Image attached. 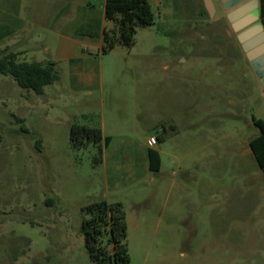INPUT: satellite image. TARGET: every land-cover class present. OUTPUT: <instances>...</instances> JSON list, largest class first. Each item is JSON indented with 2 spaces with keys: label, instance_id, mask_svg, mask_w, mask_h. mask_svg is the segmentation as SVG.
<instances>
[{
  "label": "rangeland",
  "instance_id": "1",
  "mask_svg": "<svg viewBox=\"0 0 264 264\" xmlns=\"http://www.w3.org/2000/svg\"><path fill=\"white\" fill-rule=\"evenodd\" d=\"M147 1L155 21L137 30L131 48H87L90 60L59 61L60 80L46 94L0 73V264H94L82 207L114 186L125 200L152 194L126 209L130 264H264V174L249 146L259 134L254 119L264 118V86L222 1L211 0L213 12L204 0ZM66 3L0 0V51L27 37L33 52L57 58L48 43ZM104 4L68 1V32H96ZM133 79L141 81L137 101ZM103 118L118 141L144 143L154 125L164 129L162 180L148 188L136 181L139 145L111 148L96 166L97 145L71 144L73 124L100 127Z\"/></svg>",
  "mask_w": 264,
  "mask_h": 264
},
{
  "label": "trees",
  "instance_id": "2",
  "mask_svg": "<svg viewBox=\"0 0 264 264\" xmlns=\"http://www.w3.org/2000/svg\"><path fill=\"white\" fill-rule=\"evenodd\" d=\"M260 9L264 24V0H260ZM105 19L113 26L105 28L102 33L101 53H109L117 45L131 48L135 43L137 30L153 24L155 14L147 0H106ZM18 56L19 53L12 50L0 51V73L14 78L20 87L43 94L47 85L60 80L55 62L19 61ZM17 120L24 122L22 118ZM254 124L259 129V134L250 139L249 146L264 174V118L254 119ZM23 132L29 131L23 127ZM69 136L71 144L78 149L91 143L97 145L92 162L96 166L103 163L104 150L110 144L111 137H105L100 127L73 124ZM158 141H162V138L159 137ZM148 155L150 170L159 172V152L149 149ZM82 211L86 215L82 221V233L91 261L94 264H130L124 204L99 199L83 206Z\"/></svg>",
  "mask_w": 264,
  "mask_h": 264
},
{
  "label": "crops",
  "instance_id": "3",
  "mask_svg": "<svg viewBox=\"0 0 264 264\" xmlns=\"http://www.w3.org/2000/svg\"><path fill=\"white\" fill-rule=\"evenodd\" d=\"M64 1H66L68 3V1H72V0H64ZM105 2H106V0H105ZM66 4L64 5V8L58 12V14L56 16V20L54 21V26H52V29L56 30L54 32V37H53L54 42L52 40H50L48 43V44H50V46H51V44L52 45L54 44L53 46L56 49V53H57L58 57L50 59V60H45L44 58H42V56H40L41 54H38V53L33 52L31 50L30 40L26 37V38H22V40H19V42H17V41L14 42L13 46H11V45L7 46V47H10L12 49V51L14 50L15 52L19 53V56H18L19 61H27V62L36 61V62H40V63H47L49 61H53L56 63V66H57V64L61 60H66V61L71 62V61H75L76 59H78L80 57L85 58L86 60H90L92 58V56L85 54V52H84V50H86L87 48L88 49L91 48V49L100 51V48L102 45V33H103L105 28H108L107 23H106V19H105V4H104L103 11H102L101 21L99 23H97V31L96 32L87 31V32H83L80 34H71L68 32V27L71 26V24L73 22L68 20V17H67V14H68L67 6L68 5L66 6ZM80 10L81 9L78 10V8H77L76 13L78 14V12ZM77 14L75 17L74 16L73 17L79 18V15H77ZM75 20H73V21H75ZM45 50L50 51V48L47 46V47H45ZM70 67L76 68L75 65H73V64H70ZM84 81L85 80H83V82ZM128 82H129V85H132V87H134V90H135L134 91V93H135L134 99H135V101H137L139 99L138 93H137L138 92L137 86L141 85V81L137 80V79H133V80L128 81ZM47 90L48 89L46 86L43 94H46ZM116 91H114L115 100L116 101H120V99L123 100L125 98L123 96V94H120V92L118 93ZM29 103L30 102H28L27 104H29ZM24 106L25 105L23 104L22 107H24ZM159 125H163V124L161 122H159ZM156 127H157V125H154L152 127L153 131L149 134V136L146 138V141L144 143H141L136 139H132L131 137H122L118 141L117 139L119 137L113 135L111 132L107 133V123L105 121V118H103V121H102L100 128L102 129L103 135L105 137H111L110 144L107 147H105V150H104L105 153H104L103 164L107 163V156H108L107 151L110 150L111 148L117 149V150L135 149V147L137 145H139L138 149L140 151V153H139L140 157L137 159L135 158L134 162L140 166L142 174L136 179V181L140 184H146V186L148 188L150 186V183L154 184L157 181L159 182V178H157L156 176L159 175V177L162 180L164 178V176L162 174V168H163L162 158H163L164 150L162 148L158 147V143H159L158 138L159 137L162 138L161 132L164 129L163 128L157 129ZM152 136H156V138H157V144L154 147H150L148 145V139ZM149 149H155L160 154L161 166H160L159 172H157V173H154L150 170L149 155H148ZM171 157L173 159V162L175 163V160H177V155H175L174 153H171ZM178 170H180V167L178 168ZM177 174H178V171H173L170 174V178H171L170 180H172L170 183L172 186H175V177L177 176ZM117 177H118L117 174L115 175V173H113L112 177H111V182L116 183ZM179 188H181L180 185H179ZM120 189L122 190V188L115 187V186L112 188L106 187V190L102 193L101 198L106 199L109 202L120 201L124 204L125 210H126V209L133 208L135 206H138L143 202L145 203L146 201H148L152 197V194L144 193V196H142V197L132 196V197H130V200H125V198L118 196L117 191ZM167 194L170 196L172 194V192L169 190L167 192Z\"/></svg>",
  "mask_w": 264,
  "mask_h": 264
},
{
  "label": "water",
  "instance_id": "4",
  "mask_svg": "<svg viewBox=\"0 0 264 264\" xmlns=\"http://www.w3.org/2000/svg\"><path fill=\"white\" fill-rule=\"evenodd\" d=\"M228 9L231 6L244 0H222ZM209 12H213L211 0H204ZM259 0H249L232 10L228 14L229 21L233 24L235 31H240L238 39L247 52L251 65L256 71L257 76L264 84V28L260 22L254 23L259 19Z\"/></svg>",
  "mask_w": 264,
  "mask_h": 264
},
{
  "label": "flooded vegetation",
  "instance_id": "5",
  "mask_svg": "<svg viewBox=\"0 0 264 264\" xmlns=\"http://www.w3.org/2000/svg\"><path fill=\"white\" fill-rule=\"evenodd\" d=\"M220 1H222V0H220ZM247 1H249V0H244V1L240 2V3H237V4L233 5V6H231L230 8H228V11L230 12V11L236 9L237 7L241 6L242 4H244V3L247 2ZM225 4H226V3L222 1V5H223V7H224L225 9H227V8L225 7ZM258 10H259V19H258L257 21H255L254 23L260 22V23L263 25V28H264V24H263L262 19H261L260 0H259ZM229 12H228V14H229ZM228 14L226 15V16H227V19H228ZM228 21H229V19H228ZM229 22H230V21H229ZM230 25H231L233 31L236 33V39H237L238 44L240 45V48L244 51L243 46H242V44L240 43V41H239V39H238V35H239V33H240L241 31L245 30L247 27H246V28H243V29L240 30V31H235L234 28H233V24H232L231 22H230ZM244 53H245V55H246V57H247V59H248L250 65H251V60L248 58L247 52L244 51ZM251 67H252V65H251ZM252 68H253V67H252ZM253 70H254V69H253ZM254 72H255V75H256L258 81L264 86V84L261 82V79L257 76L255 70H254Z\"/></svg>",
  "mask_w": 264,
  "mask_h": 264
},
{
  "label": "built area",
  "instance_id": "6",
  "mask_svg": "<svg viewBox=\"0 0 264 264\" xmlns=\"http://www.w3.org/2000/svg\"><path fill=\"white\" fill-rule=\"evenodd\" d=\"M157 144V138L156 136H152L148 139V145L150 147H154Z\"/></svg>",
  "mask_w": 264,
  "mask_h": 264
}]
</instances>
